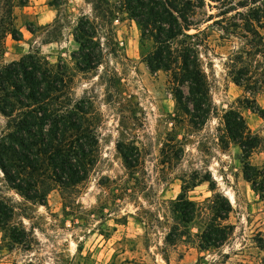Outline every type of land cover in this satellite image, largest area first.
<instances>
[{
	"label": "rangeland",
	"instance_id": "374dc122",
	"mask_svg": "<svg viewBox=\"0 0 264 264\" xmlns=\"http://www.w3.org/2000/svg\"><path fill=\"white\" fill-rule=\"evenodd\" d=\"M50 1L15 7L24 41L15 45L8 36L0 65L36 52L43 64L65 67L67 94L90 102L95 162L75 185L45 179L39 187L45 204L11 187L0 168V264H264V197L244 178L241 148L226 137L223 119L229 109L239 110L262 137L250 162L263 168L264 118L247 101L264 106V19L257 26L260 37L239 27L264 1H210L217 6L205 8L214 15L201 24L213 112L199 129L177 110L167 74L152 73L142 60L153 42L141 39L126 12L113 21L117 51L104 45L103 63L81 70L72 55L78 49L73 31L82 13L92 15L91 6L85 0ZM227 8L226 16H217ZM246 83L261 90L252 93ZM8 122L0 112V137L12 130ZM183 190L199 205L187 225L193 234L205 228L212 205L229 201L228 217L219 221L232 232L222 245L200 249L198 237L196 243H165L179 222L172 199Z\"/></svg>",
	"mask_w": 264,
	"mask_h": 264
},
{
	"label": "trees",
	"instance_id": "16d2710c",
	"mask_svg": "<svg viewBox=\"0 0 264 264\" xmlns=\"http://www.w3.org/2000/svg\"><path fill=\"white\" fill-rule=\"evenodd\" d=\"M63 1L67 0H51L50 4L59 5ZM85 1L90 4L92 15L82 13L74 27L73 36L78 49L72 55L77 66L81 70L99 67L103 63L104 45L114 53L117 51L113 21L118 13L126 12L138 24L141 39L153 42V47L144 53L142 60L152 73L162 70L167 74L177 110L188 116L191 126L201 128L213 112L202 58L207 38L201 24L214 18L212 13L205 11L207 6H217L210 1L223 4L225 0ZM246 1L256 4L259 0ZM26 3L27 0H0V55L5 52L8 36L13 40L23 39L14 9ZM240 3L249 4L238 0L237 4ZM229 11V8L221 9L217 16H226ZM262 19L264 4L252 7L239 28L260 37L257 26ZM213 23H220V19ZM27 28L31 30L29 25ZM192 29L195 31L191 32ZM64 68L60 64L57 69L43 64L36 52H28L0 65V112L9 118L8 127H12L0 137V168L11 187L43 204L46 195H39V187L44 180L51 178L66 186L86 179L95 162L98 143L89 119L92 112L90 102L74 100L67 94ZM234 81L242 84L238 77H234ZM246 86L252 93L261 90L255 83H246ZM247 103L264 118V106L255 99ZM223 119L226 137L241 148L244 178L264 197V180L259 179L264 176V167L258 168L250 162L251 155L263 145L262 137L248 127L239 110L229 109ZM172 203V212L180 223L173 224L167 232V245L196 243L198 237L197 246L208 249L222 245L232 232L230 224L219 221L226 219L231 210L227 200L220 207L211 206L213 211L205 228L195 234L187 225L197 216L198 203L189 199L184 190L172 199Z\"/></svg>",
	"mask_w": 264,
	"mask_h": 264
},
{
	"label": "crops",
	"instance_id": "0c3cea01",
	"mask_svg": "<svg viewBox=\"0 0 264 264\" xmlns=\"http://www.w3.org/2000/svg\"><path fill=\"white\" fill-rule=\"evenodd\" d=\"M23 37H24V35H23ZM14 42H17V43H13V44H15V45H18L20 42H23L24 41V38L23 39H21V40H13ZM25 43V42H24ZM27 45V47H23L22 48V50H24V51H28V49L30 48V43H26ZM22 55H24V54H21V55H16L15 57H13V59H11V60H8V62H10V61H12V60H16V59H19Z\"/></svg>",
	"mask_w": 264,
	"mask_h": 264
}]
</instances>
